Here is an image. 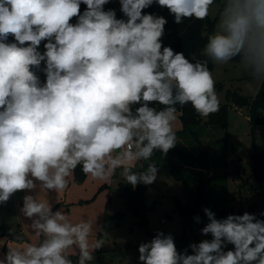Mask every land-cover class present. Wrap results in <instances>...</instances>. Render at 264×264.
Listing matches in <instances>:
<instances>
[{
  "label": "clouds",
  "instance_id": "1",
  "mask_svg": "<svg viewBox=\"0 0 264 264\" xmlns=\"http://www.w3.org/2000/svg\"><path fill=\"white\" fill-rule=\"evenodd\" d=\"M111 2L0 0V205L29 193L19 211L36 237L0 238V264H93L106 243L97 219L53 211L47 193L68 190L77 167L94 181L120 169L133 188L155 183L152 157L176 147L178 106L204 119L220 111L209 62L239 58L249 87L264 84V0H118L123 18L106 9ZM154 4L178 25L215 19L204 59L163 44L167 19L144 11ZM203 212L200 234L211 239L181 252L157 230L138 245L137 264H264V219Z\"/></svg>",
  "mask_w": 264,
  "mask_h": 264
},
{
  "label": "rangeland",
  "instance_id": "2",
  "mask_svg": "<svg viewBox=\"0 0 264 264\" xmlns=\"http://www.w3.org/2000/svg\"><path fill=\"white\" fill-rule=\"evenodd\" d=\"M210 18L213 21L215 20L212 16ZM9 39L11 40V37ZM41 50H43L42 46ZM234 62L238 63L239 58ZM236 63L214 65L213 72L216 73L215 79L217 81L216 91L222 105L230 103L227 97L229 91H238L242 95L254 97L261 87V84H255L250 88V76L242 66ZM41 79H43V74H41ZM178 116L182 123L181 116ZM248 118L247 110L231 108L226 126L208 127L203 124L196 127L194 131L199 133L203 145L211 152L213 182L208 191V204L227 203L234 210V213H238L241 207L245 206L244 212L256 214L258 217L261 212H264V202L261 203V195L252 192V186L256 185L254 179H251L249 184H244V180L251 177L255 167V162L252 159L254 142ZM176 127L174 124V130L179 129ZM256 136L259 142L258 148L261 150L264 148V129H260ZM177 144L185 152L193 155H198L203 150V147L197 144L190 132L178 135ZM152 162L170 166L184 165L187 181H178L174 177L165 174L166 176L162 180L158 178L153 183L157 189L151 187L150 205L154 209L150 213L149 233L136 225V218L127 210L124 198L115 194L108 213H114L117 218L109 219L101 232L98 233L99 238H103L106 243L103 248L96 251V260L93 264H137L138 245L141 242L150 240L157 230L176 236L175 243L178 251L181 252L183 250L179 247L180 238L185 234L193 242H196V237L202 240L211 239L210 235L205 237L200 234V227H195L194 231L185 230L182 218L175 211L176 200L187 204L194 202L193 181L200 177L201 165L185 162L171 150L166 157H162L160 152H156L152 157ZM147 163L145 162V166ZM50 193H47V199L53 204L55 200L53 195L50 198ZM24 195H26V192H17L16 197L12 196L6 204L0 205V226L5 225L8 227L6 237L9 240L13 239L10 231L13 233L14 229L20 230L21 228L18 225L19 211L15 202L23 201ZM254 203L259 207L252 212L254 208L250 207ZM260 217L264 218V216ZM116 220L117 224H115ZM25 222L26 227L31 223L27 218H25ZM29 233L20 234L25 241L35 242L36 237L30 231ZM228 247L231 248L232 246L228 245ZM6 251V247L0 249V256ZM71 258L76 259L75 255Z\"/></svg>",
  "mask_w": 264,
  "mask_h": 264
},
{
  "label": "trees",
  "instance_id": "3",
  "mask_svg": "<svg viewBox=\"0 0 264 264\" xmlns=\"http://www.w3.org/2000/svg\"><path fill=\"white\" fill-rule=\"evenodd\" d=\"M85 6H81L82 10ZM107 8L115 9L118 18H123V14L120 12V5L118 0H112V2L105 6ZM145 12L155 15L163 16L167 19L168 23L165 25V33L162 37L163 44L165 46H171L175 52H183L186 57L191 59L195 54L197 58L204 59L201 55L204 44L206 43L207 35L212 31L215 20H211L209 17L205 21H198L195 19H186L182 24H176L174 17L169 14L166 8H160L158 5H153ZM74 22V21H73ZM209 67L213 71L215 66L209 62ZM229 104L222 105L220 111L211 115L207 119L200 117L192 109L191 105H186L183 108H179L178 112L181 113V119L183 123V130L180 132H190L198 145L203 147V150L198 155H193L185 152L177 144L171 151L174 152L180 159L191 164H200L202 172L200 177L193 181V194L194 202L192 204L183 203L180 200H176V213L182 218L185 230L194 231L195 227L202 228L207 223V218L203 212L204 208H210L216 213L217 218H224L229 214H243L244 209H240L238 213H234V210L227 205V203H216L213 205L208 204L207 196L209 188L213 182V166L211 164V152L203 145V141L199 133L194 129L201 125L208 127H224L228 123L229 111L231 108L240 110H247L251 134L254 142V153L252 159L255 162V167L250 178L244 180V184H249L251 179L255 181L252 186V192L257 195H262L264 192V148L259 149V142L257 140V132L264 126V84H261L259 92L254 97H248L242 95L238 91H229L227 94ZM173 177L178 181H187V173L184 165H169ZM142 169V167H137ZM76 183H83L87 179L80 167L74 172ZM122 197L125 200L127 210L136 218V225L149 233L150 230V213L154 209L149 202V185L143 184L133 188L131 185L123 183ZM256 203L252 204L250 208L256 211ZM251 211V209H250ZM201 218L200 223H196L195 216ZM259 219H264L258 216ZM8 235V227L5 225L0 226V238ZM152 235V234H150ZM174 236V235H173ZM176 236H174L175 238ZM201 239H197V242ZM190 239L187 234L180 238L179 247L184 250L190 244ZM190 252V249H189Z\"/></svg>",
  "mask_w": 264,
  "mask_h": 264
},
{
  "label": "crops",
  "instance_id": "4",
  "mask_svg": "<svg viewBox=\"0 0 264 264\" xmlns=\"http://www.w3.org/2000/svg\"><path fill=\"white\" fill-rule=\"evenodd\" d=\"M178 115L181 116V113L177 112V116ZM175 126H177L176 128H179V129H175L178 136L180 135V132L183 130V124L181 123L179 116L177 121L175 122ZM262 128L264 129V126ZM142 164L145 166V162H141L138 163L136 167H142ZM157 165H159L158 178L160 180H162V178L166 176L165 174L173 177L169 165H161L160 163H157ZM119 171L120 169H117V175L113 177L110 181L107 182L94 181L90 177H87L85 182L80 184L76 183L75 176L73 174V176L71 177V183L68 190H66L64 193L60 194L59 196H57L55 192L50 193V198L53 195V198L55 200L53 203V211L61 208L66 214H68L73 219V221L79 220L80 218H86L88 220H91L93 223H95L97 219V224L101 228H103L106 222L109 221V219L117 218L115 217L114 213H108V212L110 209V203L112 202V199L115 196V194L122 196V192H123L122 185L124 181L119 176L118 174ZM151 187L157 189L153 184L149 185V202L152 197ZM31 194H38V193H31ZM14 197H16V194L14 195ZM56 200H58V203H56ZM261 200H262L261 203H263L264 192L261 195ZM15 203L17 204V210L19 211L23 205V201L15 202ZM241 208L244 209L245 206ZM18 219H19L18 225L21 228L20 230L14 229L13 233L15 231H19V232H15V234H20V233L28 234L29 231L28 228L26 227L25 218L22 216L20 211L18 213ZM115 224H117V220L115 221ZM100 232L101 230H98V233ZM28 235L30 236V233ZM197 239H201V238L196 237V242ZM190 242L193 243V241Z\"/></svg>",
  "mask_w": 264,
  "mask_h": 264
}]
</instances>
